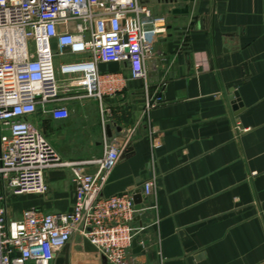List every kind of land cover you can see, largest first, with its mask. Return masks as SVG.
<instances>
[{
    "label": "crops",
    "instance_id": "0c3cea01",
    "mask_svg": "<svg viewBox=\"0 0 264 264\" xmlns=\"http://www.w3.org/2000/svg\"><path fill=\"white\" fill-rule=\"evenodd\" d=\"M140 1L167 24L148 78L127 79L121 67L109 73L125 86L103 101H72L63 120L39 109L31 120L68 160L101 157L107 141L123 142L105 197L142 193L154 180L133 223L136 260L264 264V0ZM86 58L59 51V82L71 77L61 65ZM46 181L47 194L22 195L25 210L70 211L71 170L48 171ZM101 262L75 235L53 264Z\"/></svg>",
    "mask_w": 264,
    "mask_h": 264
},
{
    "label": "built area",
    "instance_id": "2783aa9c",
    "mask_svg": "<svg viewBox=\"0 0 264 264\" xmlns=\"http://www.w3.org/2000/svg\"><path fill=\"white\" fill-rule=\"evenodd\" d=\"M166 32L165 19L140 0H0V264H53L75 235L96 246L106 259L100 264H145L131 253L140 231L133 224L135 193L103 194L123 142L107 141L101 157L64 159L31 117L41 109L68 119L70 102L103 101L122 89L126 78L101 72L100 63L117 61L127 79L146 80L147 63ZM67 49L87 58L66 64L71 77L60 83L55 58ZM63 168L75 185L70 211L33 207L10 217L11 197L47 194L46 173ZM154 185H143L145 197Z\"/></svg>",
    "mask_w": 264,
    "mask_h": 264
},
{
    "label": "water",
    "instance_id": "95a60500",
    "mask_svg": "<svg viewBox=\"0 0 264 264\" xmlns=\"http://www.w3.org/2000/svg\"><path fill=\"white\" fill-rule=\"evenodd\" d=\"M53 48H57V43H53ZM129 49H127L128 51ZM99 70L101 72H118L121 68V65L119 62L117 61H111V62H104V63H100L99 66H98ZM239 95L238 93H235L231 99L232 100H235V98H238ZM237 102H235V105H234V109L235 110H238L239 108H242V103L239 101V105L236 104ZM143 198H144V195L141 193V191H137L136 194L134 195V199H135V202L137 204L136 208L137 209H141V204H142V201H143ZM133 246L135 248H137V241L135 240L133 242ZM85 249L86 251L88 252H98V249L96 248V246H94L89 240L85 239ZM104 259V262H106V259L105 257H103Z\"/></svg>",
    "mask_w": 264,
    "mask_h": 264
},
{
    "label": "rangeland",
    "instance_id": "374dc122",
    "mask_svg": "<svg viewBox=\"0 0 264 264\" xmlns=\"http://www.w3.org/2000/svg\"><path fill=\"white\" fill-rule=\"evenodd\" d=\"M55 61H56V64H59L58 59H56ZM65 66H66L65 64L60 66L63 72H64ZM26 196H34V194H26ZM22 197H25V196H14L9 199L8 204H9V212H10L11 218L17 219L23 216L25 207H23V204L21 202Z\"/></svg>",
    "mask_w": 264,
    "mask_h": 264
}]
</instances>
